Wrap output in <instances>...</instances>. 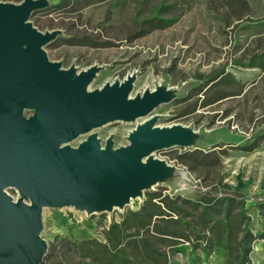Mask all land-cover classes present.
Masks as SVG:
<instances>
[{"label":"water","instance_id":"95a60500","mask_svg":"<svg viewBox=\"0 0 264 264\" xmlns=\"http://www.w3.org/2000/svg\"><path fill=\"white\" fill-rule=\"evenodd\" d=\"M48 6L46 0L0 2V264H43V208L73 207L89 216L124 210L172 175L157 152L195 149V129L160 127L158 116H150L175 98L169 91L131 96L134 75L89 91L101 66L76 74L51 62L45 47L61 31L41 32L30 21ZM136 120L124 147L115 148L111 138L102 146L93 133Z\"/></svg>","mask_w":264,"mask_h":264},{"label":"rangeland","instance_id":"374dc122","mask_svg":"<svg viewBox=\"0 0 264 264\" xmlns=\"http://www.w3.org/2000/svg\"><path fill=\"white\" fill-rule=\"evenodd\" d=\"M21 1L0 0L13 4H20ZM46 1L49 3L48 8L59 3V0ZM245 1L247 8L240 20L232 16L225 0H112L83 7L77 16L38 10L32 14L30 21L41 32L60 30L57 38H66L71 32L66 28L75 23V30L71 33L98 34L101 40L114 43L106 49L61 46L58 43H50L45 47L48 59L59 62L63 70L72 67L79 74L90 66H101L96 78L88 85L89 91L97 90L104 84L122 82L127 76L134 75L136 78L131 96L161 88L179 99L184 98L190 89L222 71L233 74L245 86V90L251 87L249 85L253 80L259 78L260 71L257 68H247L245 64L248 54L264 51V0ZM161 6H173L163 17L175 18V23L166 30H156L139 39L129 40V35L138 31L139 22L157 16V10ZM51 19L54 23L52 29L49 27ZM246 95L220 102L207 111H198L205 117H211L217 111L230 109L232 113L228 119L236 117L237 121L228 125L227 119L216 121L213 126L207 127V119L203 118L196 127L193 118L177 117L180 107L176 104V99L157 106L150 116H158L155 125L160 127L179 124L195 129V148L209 150L216 144L223 145L222 149L227 155L222 158L221 176L224 180L222 184L215 182V188L246 201L253 227L259 230L255 205L264 200V141L252 152L237 148L248 145L258 135L264 134V81ZM29 115V112H25L26 117ZM140 123V120L112 123L93 133L102 146L111 138L115 148L124 147L127 146L129 133ZM85 137L78 138L70 145L77 147ZM182 150L174 147L154 155L170 164L173 173L156 187L144 191V195L164 188L170 195L181 194L197 198L201 191L206 190L200 185L202 182L174 162V155ZM8 194L13 199L18 198L15 190L8 191ZM142 202L143 200H135L125 209H137ZM124 210L89 216L73 207L43 208L40 237L45 240L47 247L58 237L101 239L102 228ZM249 256L250 264H264V242L254 243ZM197 258H192L187 251L184 254H174L171 263L220 262V258L216 256L205 259L198 255Z\"/></svg>","mask_w":264,"mask_h":264},{"label":"trees","instance_id":"16d2710c","mask_svg":"<svg viewBox=\"0 0 264 264\" xmlns=\"http://www.w3.org/2000/svg\"><path fill=\"white\" fill-rule=\"evenodd\" d=\"M109 1L112 0H59L39 12L55 11L77 16L83 7ZM225 3L232 16L240 20L247 8L246 1L225 0ZM172 7L161 6L157 16L141 20L138 31L129 35V40L172 26L176 19L163 17ZM52 26L53 19L49 20L50 29ZM75 26L71 23L66 29L72 32ZM71 32L66 38H57L52 43L91 49L114 45L111 41L101 40L98 34ZM245 66L260 71L259 78L252 81L248 90L233 74L222 71L190 89L184 98H173L180 107L177 117L193 118L196 127L203 118L207 119V127L216 121L227 120L232 113L230 109L217 111L211 117L198 111H207L220 102L245 96L248 91L247 95L252 93L256 85L264 81V51L248 54ZM236 121L235 117L226 122L228 125ZM262 141L264 134L237 149L252 152ZM222 148L223 145L216 144L209 150L189 148L174 155V162L202 182L200 185L206 189L197 198L170 195L164 188L146 192L137 209H125L102 228L101 239L58 237L48 246L43 264H171L174 254L187 251L194 259H198V255L205 259L219 257L218 264H250L253 244L264 242V200L255 205L259 222V230H256L246 201L215 188L216 183L222 184L224 180L221 176L222 158L227 155Z\"/></svg>","mask_w":264,"mask_h":264},{"label":"bare ground","instance_id":"6f19581e","mask_svg":"<svg viewBox=\"0 0 264 264\" xmlns=\"http://www.w3.org/2000/svg\"><path fill=\"white\" fill-rule=\"evenodd\" d=\"M137 200V199H136ZM135 200H131V204L134 202Z\"/></svg>","mask_w":264,"mask_h":264},{"label":"crops","instance_id":"0c3cea01","mask_svg":"<svg viewBox=\"0 0 264 264\" xmlns=\"http://www.w3.org/2000/svg\"><path fill=\"white\" fill-rule=\"evenodd\" d=\"M171 264H174V263H171ZM176 264V263H175Z\"/></svg>","mask_w":264,"mask_h":264},{"label":"built area","instance_id":"2783aa9c","mask_svg":"<svg viewBox=\"0 0 264 264\" xmlns=\"http://www.w3.org/2000/svg\"><path fill=\"white\" fill-rule=\"evenodd\" d=\"M13 199V198H12ZM15 200V199H14Z\"/></svg>","mask_w":264,"mask_h":264}]
</instances>
